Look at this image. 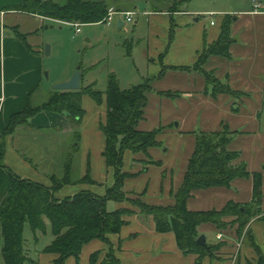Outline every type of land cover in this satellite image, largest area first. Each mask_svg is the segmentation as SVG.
<instances>
[{
	"label": "crops",
	"instance_id": "crops-1",
	"mask_svg": "<svg viewBox=\"0 0 264 264\" xmlns=\"http://www.w3.org/2000/svg\"><path fill=\"white\" fill-rule=\"evenodd\" d=\"M254 1L263 5L262 10L256 11L253 3H248L243 9L226 13L234 18L230 32L233 39L230 45V56L213 55L203 65L206 71L213 72L222 83L228 84L235 92L239 93L238 95L231 96L221 93L213 96L207 94L206 90L209 85L205 76L194 69L205 45L211 44L218 39L221 33V24L226 14H223V17L218 22L220 27L217 30L199 32L196 35L200 37V40L193 43L190 38L194 32L191 33L188 29V27H191L190 18H186V13L182 9L173 12L172 16L176 17L178 28L170 40V50L174 52L172 58L169 53L170 46L166 49L168 39L155 52L158 62L148 56L149 60L159 65L146 76V79L151 80L152 91L148 94L145 116L139 122L138 129L152 131L161 128L159 139L171 134L179 142L177 146L168 145L165 149L164 146L153 147L149 150V154L153 158L155 156L157 161L162 162V159L164 160L165 167L162 169H166L168 173L162 178H167L165 188L170 186V190L165 197L149 199L150 205L175 204L173 192H176L182 185L189 159L196 147L197 134L200 132L218 131L227 126L232 133L229 149L239 152V157L234 163L245 162L251 174L258 171L263 173L262 210L264 212V122L262 121L264 119V1ZM21 2L22 0H0V93L3 95V100L0 102V152H4L6 164L17 175L49 185L50 178L47 173L51 172L57 144L54 150L52 148L55 144L45 143L47 146L32 145V140L25 132L26 129H29V126L26 125L35 124L37 128L49 127L50 129L57 122L65 123L67 120L65 115L44 111L34 115L30 122L18 126L12 134L5 135V128L9 124L12 115L23 110L31 92L33 95L39 89L38 82L42 77V72L37 68L36 57L39 56L38 59L43 58L40 53H43L41 46L44 42L41 38L34 36L33 32L44 28L45 24L47 29L48 26L45 22L47 19L14 10V6ZM153 13L154 16L168 15L164 14V12ZM119 21L120 19L118 23ZM212 25L216 27L217 24L214 22ZM18 34H21L24 38L25 35H31L32 39L36 37L38 42L35 41L33 43L31 41V43L38 45L39 54H34L30 41L28 42L26 38L27 42L25 43L23 37L20 38ZM163 51L166 52L163 53ZM163 65L167 66L168 69L160 76ZM17 79H20V81H16ZM49 91L51 89H47L45 92L48 93ZM151 99H153V103H151ZM99 107H101V111H99L100 118L102 110L105 109L104 119L99 118L97 130L102 135L99 155L106 169L108 167L103 155L106 140L99 129L100 121L104 122L106 120V97H104L103 104ZM87 113L88 111L86 110L85 115ZM57 125L59 129L60 124ZM68 130L67 127L62 131ZM42 146H44L45 150ZM165 152L173 155L174 159L169 160L167 155L161 154ZM177 152L181 154L182 160L176 157ZM127 153L130 159L129 164L132 167L131 172H136L137 174L129 177L128 180L126 179L125 182L138 179L141 176H147L157 166H151L148 170L140 173L141 167L136 164L137 157L129 149L124 152L125 164ZM89 154L90 152L88 151L87 155ZM176 162L178 164L177 167L180 169L173 168L176 166ZM93 168L94 165L91 167L90 175L92 179L103 182L93 172ZM161 170L157 169L155 173L160 174ZM176 170L180 176L179 185L174 190L171 178ZM113 176H110V178L115 180V175ZM106 181L108 184L113 185V182L109 181L108 178ZM107 186H96V189L92 186V189L88 184L66 185L57 195L62 199L73 196L83 189L104 195ZM132 188L126 187L123 190L128 193L135 191L139 194L141 192L138 191L139 189ZM252 199L253 176L251 175L233 180L228 187L218 186L195 191L188 200V209L191 211L220 210L229 201L247 204ZM107 207L109 210H115L121 207L128 208L129 206L110 200L107 203ZM135 211V214L126 216L125 219L130 221L131 225L133 222L140 225L139 230L141 232H128L125 233L127 235L125 237L123 234L124 230L131 227L130 224H127L122 227L120 233L109 234L108 236L111 244L117 250L115 254L121 264H249L246 256L252 257L255 255L252 246L248 245V249H245L237 239V236L235 237L232 234L234 232L233 225L224 229L223 233H221L222 238L218 239L217 235L220 232L216 227L213 224L204 223L198 227L200 234H206L207 231L216 232L217 240L209 242L206 237L207 243H222V246L214 251L213 256H206L200 263H197L198 256L196 254H185L179 248L173 232L158 233L155 228V221L151 216L149 218L150 220L152 219L151 222H144L140 219V212L138 210ZM251 228L254 229L257 244L264 249V243H262L263 245L261 244L264 238V224L256 221L251 224ZM140 234L143 237H148V239L146 241L143 240L142 243L129 244L128 246L131 238L137 240ZM126 240L129 241L127 242ZM88 245H85V247ZM85 247H83L82 252ZM95 251L88 252V264H101L102 257L95 263L91 260V254ZM53 258L52 253L40 252L39 260L43 259L44 263L46 261L45 264H50ZM70 262L78 264V259L70 257L67 263Z\"/></svg>",
	"mask_w": 264,
	"mask_h": 264
},
{
	"label": "trees",
	"instance_id": "trees-1",
	"mask_svg": "<svg viewBox=\"0 0 264 264\" xmlns=\"http://www.w3.org/2000/svg\"><path fill=\"white\" fill-rule=\"evenodd\" d=\"M130 1L132 0H22L13 9L41 16L47 20L84 25L105 23V17L111 6ZM233 21L232 15L224 16L218 39L205 45L194 66V69L201 72L207 80L209 86L206 93L213 96L221 93L231 96L239 94L228 84L222 83L213 72L203 68L210 56H230V45L233 42L230 32ZM18 35L24 39V36ZM167 69L168 67L164 66L160 76ZM151 89L150 79L147 84H139L123 90L116 76L114 74L109 76L106 91L107 118L106 123L102 125V130L106 135L107 144L104 157L107 166L114 170L115 182L108 187L104 195L88 189L62 199L57 195L66 185L92 183L90 173L79 181H71L73 159L81 138L77 128L85 113L82 97L87 94L100 104L104 101L101 91L87 88L76 91L56 90L40 108L32 106L29 98L23 110L12 115L5 128V135L12 134L18 126L27 123L29 118L39 113L41 109L66 111L71 117L75 137L72 140L70 160L66 161L64 175L58 177L52 174L51 185L17 175L6 164L4 152H0V255L4 264H26L27 241L23 237V232L27 224L34 232L43 233L46 232L48 225L51 226L54 239L44 252L57 255L53 264H67L70 257L79 259L85 245L95 240L110 241L109 234L120 233L122 227L128 223L126 216L135 214L136 211L123 207L109 210L107 203L110 200L118 203L126 201L123 185L130 175L123 171L125 150L136 151L142 146H149L156 142L155 137L159 130L138 129L147 106V94ZM30 95L32 96V92ZM231 140L232 133L227 126L218 131L198 133L196 147L189 159L182 185L174 194L175 204L150 205L143 201L140 206L142 209L140 214L152 215L158 232H173L179 248L185 254L198 256L197 263L206 256H213L214 251L222 246V243H211L204 247L197 243L200 236L198 227L201 224L218 225L215 215L221 219L223 216L243 218L238 226L241 227L239 233L242 234V228L249 225L252 217H263V173L258 171L251 174L245 162L234 164L239 157V152L229 149ZM154 163L157 164V162ZM251 175L253 176V199L250 203L229 201L220 210L191 211L188 209V200L195 191L218 186L228 187L233 180ZM218 228L221 227L218 225ZM252 245L256 249L259 248L255 239L252 240ZM257 253L259 256L257 264H264V253L259 249ZM91 260L93 263L97 262L94 253L91 254ZM30 261L34 264V261L29 258ZM101 264L121 263L115 255H112Z\"/></svg>",
	"mask_w": 264,
	"mask_h": 264
},
{
	"label": "rangeland",
	"instance_id": "rangeland-1",
	"mask_svg": "<svg viewBox=\"0 0 264 264\" xmlns=\"http://www.w3.org/2000/svg\"><path fill=\"white\" fill-rule=\"evenodd\" d=\"M253 1L254 0H132L125 4L113 5V7L119 12L134 11L135 14L133 15V20L131 22H128L126 20V16L124 14H115L113 16V21H111L110 23L105 22L81 25L80 32H76V27L72 25V23L48 19V22H45L47 23V26L49 28L46 29L45 24L44 28L35 30L33 32L34 36L41 38L44 44H42L41 46L43 53H40L43 58L38 59L39 56L36 57L37 68L42 72V77L38 82L39 89L37 90V92H35V94H33L32 96H29V98L31 99V105L40 108L50 98L49 96H51L56 91L53 89L54 85L59 81L70 79L78 66L82 67L81 70L83 74L80 89L87 88L92 90H99L103 93L104 97H106L108 79L111 74H114L116 76L119 86L123 90L129 89L139 84H147L148 79H146V76L150 71H152L156 66L159 65L149 60L148 56H150V59L158 62V58H156L155 52L161 48L163 43H166V39H168V45L166 49H168L169 46V50L171 49L170 40L173 38L175 30H177L178 28L177 21L175 19L176 17L172 16L173 12H177L182 9L186 13V18H190L191 27H188V29L189 32H194V34L190 38V41H193L194 43L200 40V37H197L199 32H208L212 29L217 30L220 27V24L218 22L220 21L221 17H223V14L225 15L226 13H231L232 11L243 9L248 5V3L252 4ZM153 12H164V14L168 15L154 16ZM172 17L174 18V20ZM196 17H198L197 21L194 20V18ZM119 19L123 21L122 26H119L118 24ZM212 20L215 22V24H217L216 27H213L214 25L211 24ZM26 38L28 39V42L30 41L29 43L31 45V49L34 50V54L38 55V45H34L31 43V41L33 43H35V41L38 42V39L36 37H33L32 39L31 35H25V43L27 42ZM47 45L50 46L51 52L49 55H47L45 52ZM164 52L166 51H163V53ZM169 53L171 54L172 58L174 52L170 50ZM183 55L184 54L182 52V56ZM162 67H164V65ZM16 81H20V79H17ZM47 89H51V91L46 93L45 91ZM83 97L82 106L84 107V112L86 113L87 110L88 113L86 115L84 113L80 126L79 128H77V132H80L81 138L79 146L74 153L71 181H79L80 178H84L87 173L91 174V167H93L94 165L93 172L96 173V176L100 180H103V182L93 180L91 175L89 174L92 183L80 184H88L90 188L92 186H94L95 188L96 186L98 187L108 185L105 189L106 193L108 187L112 185L108 184V182L106 181L107 178L109 179V181H112L113 184L115 180H112V178H110V176L114 175V170L108 166V168L105 169L100 159L101 156L99 155V145L102 135L101 132L97 130V123L100 118L99 111H101V107L99 106L103 104V101L102 103L98 104L87 94H84ZM151 103H153V99H151ZM44 111L65 115L67 120L62 124L58 122L55 123V125L50 127V129L49 127L37 128V125L35 124H27L26 126H29V129H26L25 132L32 140V145L47 146L46 144H55L52 148V150H54L57 144L52 161L51 172L47 173V176L50 178L52 174H55L58 177H61L65 172V166L67 165L66 161L70 160L69 153L72 150L71 144L73 142L72 140L75 137V130L72 129L70 119L71 117L68 116V112H56L41 109L39 114ZM104 114L105 109L102 110L100 119H104ZM33 117L34 116L32 115L29 118L28 122H30ZM143 118L141 120H143ZM262 121L264 122V119H262ZM105 123L106 120L104 122L100 121L99 129L102 131V134L105 136L106 140V135L102 130V125H104ZM57 124H60L59 129ZM67 127L69 129L68 131H62ZM155 130H159V133L155 137L156 142H154L152 145L142 146L136 151L129 149L130 152L135 154L137 157L136 164L141 167L140 173H142L144 170H148L151 166L157 165L147 176H141L140 178L131 180L129 182L124 181L123 189H125L126 187H133L132 189H139L138 191L141 192L138 194L135 191H132L131 193L125 191L126 194L124 195V197L126 201L122 203L129 206L128 208L132 210H138L139 212H141L142 210L140 206L143 201L150 204L148 202L149 199H153L154 197H157L159 199L163 198L170 190V186L169 188H165V181L167 178H162L165 174L168 173L166 169H162L163 167H165L164 160L162 159V162L157 161L155 156L154 159L149 154L150 148L164 146L165 149L168 145L177 146L179 144V142L175 140L171 136V134L165 137H160L159 139V134L161 133L162 129L157 128ZM106 145L107 144L105 143L104 149H106ZM44 146H42V148L45 150ZM88 151L90 152L89 155H87ZM166 153L167 152L161 154L167 155L169 160L174 159L173 155ZM128 155L129 154L127 153L126 164L124 157L123 171L126 172V174L130 175L129 177H131L137 173L131 172L132 167L131 164H129L130 159ZM176 157L182 160L181 154L179 152L176 153ZM154 162H157V164ZM177 166L178 164L176 162V166H174L173 168L180 169ZM157 169H162L160 171V174L155 173ZM168 176L170 177L169 174ZM179 176L180 174L176 170L171 178L174 190L176 189V186L179 185ZM129 177H127L126 179L128 180ZM87 181L88 180L86 179V182ZM51 184L52 183L50 179L49 185ZM174 194L175 191L173 192V196ZM167 205L169 204H163V206ZM262 215L263 217H252L250 219L249 225H246L244 228H242V234L239 233V230L241 231V227L238 226L239 222L243 220V218L239 219L238 217L223 216V218L221 219L219 216L215 215V218L218 220V225L221 228H218V225H213L220 233H223L224 229L231 227V225L234 223L232 226V228H234V232H232V234L235 237L237 236V239L245 249H248V245L250 247H253L255 255L252 257L249 255L246 256L249 264H257L259 258L257 249L261 250L264 253V249L261 248L258 244L257 245L259 248L257 249L252 245V240L255 239L256 235L254 234V229L251 228V224L256 221L264 224V212ZM140 216V219L144 222H151L152 219H149L150 216L153 218L152 215L140 214ZM130 223L131 222L128 221L127 224ZM144 225L147 226L146 224ZM139 229L140 225L133 222L129 229L124 230L123 234L126 237L127 235H125V233L134 231L141 232V230ZM205 235L209 242L217 240L215 231H207ZM23 237L27 241L26 243L28 245L25 246V252L28 256L26 264L31 263V261L29 262V258L34 261V264H45L46 261L44 263L43 259L39 260V255L40 252H43L54 239L51 226L48 225L46 232L43 233L40 231L34 232L29 224H27L24 228ZM147 239L148 237H143L140 234V237H138L137 240H133L131 238V242L128 243V246L129 244L133 245L140 242L142 243L143 240L146 241ZM126 241L128 242L129 240ZM263 241L264 238L262 239L261 244L264 243ZM100 246H102V250L100 249ZM89 251H95L93 253L96 255L97 260L101 259L102 257V262L103 260H107V257L109 256H116L115 252L117 250L114 248L113 244H111V241L107 240V242H104L102 240H95L85 247L84 251L81 253L78 259V264H88ZM53 256L54 258L52 259L50 264H53L54 259L57 257L56 254H53ZM0 264H4L1 255ZM67 264H72V262Z\"/></svg>",
	"mask_w": 264,
	"mask_h": 264
},
{
	"label": "water",
	"instance_id": "water-1",
	"mask_svg": "<svg viewBox=\"0 0 264 264\" xmlns=\"http://www.w3.org/2000/svg\"><path fill=\"white\" fill-rule=\"evenodd\" d=\"M197 19L198 18H196V20ZM118 24H119V26H121L123 24V21L120 19ZM45 52H46L47 55L50 54L51 51H50V46L49 45L46 46ZM81 68H82L81 66H78L70 79L56 83L54 85L53 89L54 90H58V91H76V90L80 89L81 84H82V71H81ZM197 243L202 245V246H204V247L208 246L205 234H201L198 237Z\"/></svg>",
	"mask_w": 264,
	"mask_h": 264
},
{
	"label": "built area",
	"instance_id": "built-area-1",
	"mask_svg": "<svg viewBox=\"0 0 264 264\" xmlns=\"http://www.w3.org/2000/svg\"><path fill=\"white\" fill-rule=\"evenodd\" d=\"M253 6H254V9L256 11L262 10V8H263V5L260 2H257V1H254L253 2ZM115 14H118V15L119 14H124L126 16V20L128 22H131L133 20V15L135 14V12L134 11L119 12L113 6H111L109 8V11H108L106 17H105V22H109L110 23L111 21H113V16ZM211 24H214V21L213 20H212ZM72 25H74L76 27V32H80L81 31L80 27H81L82 24H80V23H72ZM2 100H3V95H2V93H0V102ZM217 238L218 239H221L222 238V234L219 233L217 235Z\"/></svg>",
	"mask_w": 264,
	"mask_h": 264
},
{
	"label": "flooded vegetation",
	"instance_id": "flooded-vegetation-1",
	"mask_svg": "<svg viewBox=\"0 0 264 264\" xmlns=\"http://www.w3.org/2000/svg\"><path fill=\"white\" fill-rule=\"evenodd\" d=\"M82 71V70H81Z\"/></svg>",
	"mask_w": 264,
	"mask_h": 264
}]
</instances>
